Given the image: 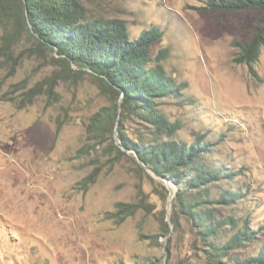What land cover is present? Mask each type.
<instances>
[{
    "label": "rangeland",
    "instance_id": "1",
    "mask_svg": "<svg viewBox=\"0 0 264 264\" xmlns=\"http://www.w3.org/2000/svg\"><path fill=\"white\" fill-rule=\"evenodd\" d=\"M79 1L91 18L123 20L132 39L151 27L163 32L151 58L166 49L162 67L187 87L160 109L179 126L172 139L204 138L210 161L236 174L220 185L241 197L216 214L256 233L222 259L243 264L264 246V48L246 65L235 61L233 43L251 37L261 13L212 11L202 0ZM10 31L0 20V46ZM9 55L0 56V264H213L187 219L173 229L169 196L177 186L151 176L116 133L87 132L90 118L110 106L98 80L54 81L57 56L25 32ZM34 88L40 92L29 100ZM124 127L130 139L150 141L152 127L140 120ZM118 203L140 208L118 220L110 216ZM234 233L227 228L221 241Z\"/></svg>",
    "mask_w": 264,
    "mask_h": 264
},
{
    "label": "trees",
    "instance_id": "2",
    "mask_svg": "<svg viewBox=\"0 0 264 264\" xmlns=\"http://www.w3.org/2000/svg\"><path fill=\"white\" fill-rule=\"evenodd\" d=\"M202 3L203 8L222 13L238 10L261 13L251 37L233 43L236 62L246 65L256 62L264 48V0H202ZM0 20L11 27L0 46V56L6 61L11 59V47L25 32L39 49L57 56L54 60L60 70L54 81L83 74L98 80L101 91L110 96V106L90 118L87 132L101 139L107 133H116L123 149L132 150L146 168L177 186L170 216L173 229L178 228L180 216L187 219L191 228L197 229L196 234L213 264H226L222 259L229 251L255 238L256 233L247 225L237 228L232 216L216 214L218 207L235 204L241 194L220 185L232 181L236 174L210 161L212 145L202 137L190 144L172 139L179 126L168 121L160 109L161 102L182 96L187 83L177 82L162 67L166 49L159 50L152 60V48L163 36L159 28L151 27L132 39L123 20L91 18L79 0H0ZM39 92L40 89L34 88L26 97L31 100ZM46 93H53V84L49 83ZM129 118L152 127L148 133L150 141L128 137L124 123ZM59 130L57 125L56 132ZM110 145L120 152L113 143ZM139 208L134 203H118L110 216L124 220ZM164 227L168 232L167 223ZM229 227L235 233L222 242ZM243 264H264V246Z\"/></svg>",
    "mask_w": 264,
    "mask_h": 264
},
{
    "label": "water",
    "instance_id": "3",
    "mask_svg": "<svg viewBox=\"0 0 264 264\" xmlns=\"http://www.w3.org/2000/svg\"><path fill=\"white\" fill-rule=\"evenodd\" d=\"M119 103H120V100H119ZM114 139L116 140L117 139V135L116 134H114ZM138 160V159H137ZM138 162H139V164L148 172V173H150L151 174V176H153L154 178H157V179H161V180H163L164 182H166V180L167 179H165V178H161V177H159V176H157L156 174H154L150 169H148V168H146L139 160H138ZM173 196L174 195H172V196H169V203H170V201L172 200V198H173Z\"/></svg>",
    "mask_w": 264,
    "mask_h": 264
},
{
    "label": "bare ground",
    "instance_id": "4",
    "mask_svg": "<svg viewBox=\"0 0 264 264\" xmlns=\"http://www.w3.org/2000/svg\"><path fill=\"white\" fill-rule=\"evenodd\" d=\"M166 183H170V181L169 180H166ZM174 195V194H173Z\"/></svg>",
    "mask_w": 264,
    "mask_h": 264
}]
</instances>
